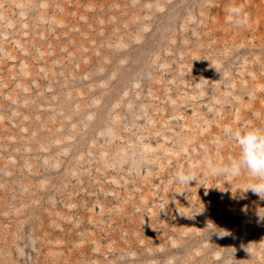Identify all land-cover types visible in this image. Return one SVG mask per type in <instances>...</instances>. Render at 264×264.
Returning a JSON list of instances; mask_svg holds the SVG:
<instances>
[{"label":"rangeland","instance_id":"rangeland-1","mask_svg":"<svg viewBox=\"0 0 264 264\" xmlns=\"http://www.w3.org/2000/svg\"><path fill=\"white\" fill-rule=\"evenodd\" d=\"M225 127L264 130V0H0V264H264Z\"/></svg>","mask_w":264,"mask_h":264},{"label":"clouds","instance_id":"clouds-1","mask_svg":"<svg viewBox=\"0 0 264 264\" xmlns=\"http://www.w3.org/2000/svg\"><path fill=\"white\" fill-rule=\"evenodd\" d=\"M228 13L229 23L242 26L247 21L244 10L239 6L230 7ZM223 138L233 140L239 146L240 152L226 165L210 164L212 174L235 178L243 172H247L255 178L256 182L247 185L245 191L251 190L264 199V130L249 129L242 132L231 127H225ZM216 144L218 147H222L223 139L218 138ZM176 179L182 185H190L197 178L191 172L179 170Z\"/></svg>","mask_w":264,"mask_h":264}]
</instances>
